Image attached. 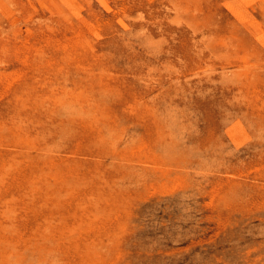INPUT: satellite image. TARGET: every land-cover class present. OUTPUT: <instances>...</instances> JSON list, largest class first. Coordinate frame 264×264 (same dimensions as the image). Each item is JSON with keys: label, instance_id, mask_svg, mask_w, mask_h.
Listing matches in <instances>:
<instances>
[{"label": "rangeland", "instance_id": "374dc122", "mask_svg": "<svg viewBox=\"0 0 264 264\" xmlns=\"http://www.w3.org/2000/svg\"><path fill=\"white\" fill-rule=\"evenodd\" d=\"M0 264H264V0H0Z\"/></svg>", "mask_w": 264, "mask_h": 264}, {"label": "bare ground", "instance_id": "6f19581e", "mask_svg": "<svg viewBox=\"0 0 264 264\" xmlns=\"http://www.w3.org/2000/svg\"><path fill=\"white\" fill-rule=\"evenodd\" d=\"M230 121V120H229ZM240 121V120H239Z\"/></svg>", "mask_w": 264, "mask_h": 264}]
</instances>
